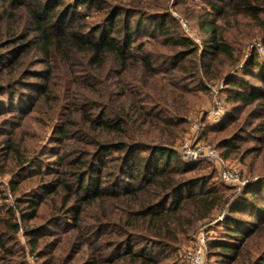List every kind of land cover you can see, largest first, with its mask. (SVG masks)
<instances>
[{"label":"rangeland","instance_id":"obj_1","mask_svg":"<svg viewBox=\"0 0 264 264\" xmlns=\"http://www.w3.org/2000/svg\"><path fill=\"white\" fill-rule=\"evenodd\" d=\"M23 1L48 4L57 21H61V10L67 8L87 32L106 25L108 9L129 11L127 25L135 27L136 46L153 60L156 75H148L136 65L123 78H116L115 71L111 79L108 70L97 71L78 57L80 64L69 60L61 70V48L49 57L36 54L33 49H23L19 52L23 54L21 65L11 67L18 47L4 48L1 42L7 37L0 40V68L5 70L0 78V264H142L131 260L115 262L120 249L143 247L129 228L126 231L133 239L127 242L119 238L125 221V205L121 201L111 198L93 201L85 207L80 228L74 226L72 213L57 211L62 199H68L63 185L70 183L75 186L74 195L78 194L73 177L76 171L69 164L95 155V148L81 142L86 138L79 133L80 122L72 125L67 138L61 136V128L69 116L80 120L84 112L98 115L107 104L113 111L122 108L128 114L131 106L142 105L152 113L144 119L151 121L156 113L175 117L179 109L180 114L186 113L187 124L183 138L176 145L177 152L185 162L199 164V173L213 175L212 181L232 188L234 196L245 193L248 185L264 174V134L258 128L261 119L254 113L242 115L239 104L228 100L227 92V83L240 81L242 77L264 89L259 80L244 76L251 68L254 53L264 63V0H251L258 8L255 15H236L227 8L221 17L215 14L216 5L219 9L226 7L228 0H88L83 5H80L82 0H64L62 9L61 0ZM19 5L0 0V30L25 29L26 6L18 8ZM14 14L17 15L13 18ZM162 21L169 24L166 32L157 26ZM211 24L231 46L232 56L221 55L216 60L210 57ZM125 25L122 23L118 29L123 31ZM29 33L31 37L37 35ZM182 36L192 44L186 48L175 45L174 39ZM185 52L194 55L187 58ZM183 87L190 93L183 91ZM123 92H126V104L121 100ZM212 112H218L219 116L212 118ZM241 116L246 119L244 129L237 130L234 118ZM221 126L226 128L225 132L212 133V128ZM195 137L196 142L215 148L245 185L225 184L219 169L207 159L185 158L181 147L186 141L193 142ZM9 141L12 149L6 148ZM218 142L234 143L236 152L226 158L225 149L217 148ZM108 173L105 171L104 186L114 178ZM96 184L93 181L91 185ZM59 191L62 197L57 194ZM36 196L41 197L43 204L39 217L32 220L26 199ZM226 211L211 221L199 223L182 243L163 251L154 247L157 264H188L185 251L200 229H205L210 241L223 239L225 231L219 225ZM243 218L254 221L247 216ZM12 223L19 224L18 232L11 230ZM253 241L261 243L260 251L264 253V232ZM261 257L264 260V255ZM208 261L216 264L217 259L208 256Z\"/></svg>","mask_w":264,"mask_h":264},{"label":"trees","instance_id":"obj_2","mask_svg":"<svg viewBox=\"0 0 264 264\" xmlns=\"http://www.w3.org/2000/svg\"><path fill=\"white\" fill-rule=\"evenodd\" d=\"M87 1L82 0L80 5ZM17 2L20 3L18 8L26 6L25 29L0 30V40L7 37L1 42L4 48L18 47V54L12 58L11 67L21 65L23 54L19 52L23 49H33L36 54L49 57L54 50V53H58L61 48V60L65 62L61 61V70L69 60L80 64L78 57L85 65L97 71L108 70L110 77L116 71V78H123L136 65H140L146 74L156 75L153 60L136 46L135 27L127 25L129 19L126 16L129 11L108 9L105 13L106 25L95 26L87 32L76 23V17L67 8L62 9L64 0H61V21H57L55 12L48 4L32 5L29 1L11 0L12 6ZM227 8H231L236 15H255L254 11L258 9L252 5L251 0H228L226 7L219 9V5H216V16H223ZM166 22H169L168 19ZM166 22L157 25L159 30L167 31L169 24ZM122 23L126 24L123 31L118 29ZM211 27L210 57L216 60L221 55L232 56L231 46L219 36L214 24ZM30 31L37 35L31 37ZM191 42L184 36L174 39V44L183 48L191 45ZM186 55L188 58L194 53L185 52ZM250 60L251 68L244 76L249 75L264 84V63L261 57L254 53ZM113 64L114 68L111 67ZM4 72L0 68V78ZM183 89L190 93L188 88ZM227 92L228 100L239 104L242 115L244 112L254 113L257 119H261L258 128L264 134V89L248 83L242 77L240 81H229ZM122 94L121 100L125 102L126 92ZM130 110L128 114L122 108L113 111L107 104L98 113H102L100 116L87 112L82 114L80 120L69 116L61 128V136L67 138L72 125L76 126L80 122L82 127L78 126L79 133L86 139L90 138L89 142L86 139L81 142L95 148V155L90 161L77 159L69 164L76 171L73 177L78 194L74 195L75 186L62 184L68 199H62L63 203L57 211L72 213L76 222L74 226L80 228L85 207L93 201L106 198L121 201L125 205V221L124 231L119 238L128 242L135 235L143 247L120 249L115 262L131 260L142 264H157V258L153 255L154 247L163 251L182 243L190 238L199 223L211 221L227 209L226 217L219 225L225 231L223 239L208 240L209 259L215 257L216 264H262L264 260L261 256L264 253L260 251L261 243L254 242L253 238L264 232L260 231L264 230V206L261 205L264 202V174L248 185L245 193L234 196L232 188L212 181L214 176L211 174L199 173V164L185 162L178 154L176 145L185 133L186 113L180 114L179 109L175 111V117H164L156 113L153 120L149 121L144 118L152 113L142 105L131 106ZM245 120L242 116L234 118L237 130L244 129ZM224 126L212 128L211 131L220 134L226 131ZM6 146L12 149L10 141ZM219 146L225 149L226 158L236 152L234 143L220 145L218 142L217 148ZM107 170L114 178L109 185L104 186L103 177ZM93 181L98 184L91 185ZM59 192L57 194L62 197ZM26 200L32 220L37 219L43 204L41 197ZM243 216L254 221H248ZM19 227L18 223L11 224L13 232H18ZM128 228L132 230V235L126 231Z\"/></svg>","mask_w":264,"mask_h":264},{"label":"built area","instance_id":"obj_3","mask_svg":"<svg viewBox=\"0 0 264 264\" xmlns=\"http://www.w3.org/2000/svg\"><path fill=\"white\" fill-rule=\"evenodd\" d=\"M211 116L212 118H217L219 113L212 112ZM189 142L186 141L181 147V153L185 158L207 159L219 169L221 180L225 184L237 187L245 185V181L240 178V175L233 168L229 167L228 163L219 155L215 148L205 146L198 141L196 142V137L193 142ZM208 240L205 229H200L195 234L192 245L185 251V259L188 264H209Z\"/></svg>","mask_w":264,"mask_h":264}]
</instances>
